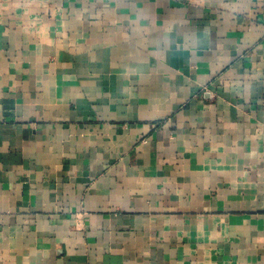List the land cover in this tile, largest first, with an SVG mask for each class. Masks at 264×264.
Instances as JSON below:
<instances>
[{
	"label": "crops",
	"instance_id": "crops-1",
	"mask_svg": "<svg viewBox=\"0 0 264 264\" xmlns=\"http://www.w3.org/2000/svg\"><path fill=\"white\" fill-rule=\"evenodd\" d=\"M0 264H264V0H0Z\"/></svg>",
	"mask_w": 264,
	"mask_h": 264
}]
</instances>
